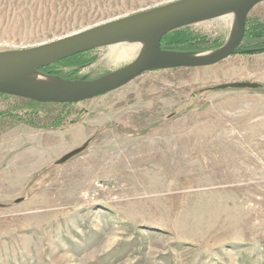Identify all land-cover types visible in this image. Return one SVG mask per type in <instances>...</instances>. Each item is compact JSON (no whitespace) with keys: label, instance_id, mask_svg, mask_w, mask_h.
I'll use <instances>...</instances> for the list:
<instances>
[{"label":"rangeland","instance_id":"rangeland-1","mask_svg":"<svg viewBox=\"0 0 264 264\" xmlns=\"http://www.w3.org/2000/svg\"><path fill=\"white\" fill-rule=\"evenodd\" d=\"M170 1L0 0V52ZM228 16L169 41L209 53L229 40ZM252 22L264 26V1ZM126 44L39 71L94 80L134 61L111 55ZM246 50L79 103L0 95V264H264V50ZM240 82L257 87L216 89Z\"/></svg>","mask_w":264,"mask_h":264},{"label":"water","instance_id":"water-1","mask_svg":"<svg viewBox=\"0 0 264 264\" xmlns=\"http://www.w3.org/2000/svg\"><path fill=\"white\" fill-rule=\"evenodd\" d=\"M263 1L174 0L35 47L0 52V95L41 104H72L115 91L149 71L216 65L238 51L248 14ZM225 15L234 16L233 27L229 40L220 48L206 54L161 49L165 35ZM136 42L143 45L134 61L94 80H63L39 71L78 54ZM245 53H255V50ZM256 87V84L240 82L220 85L216 89ZM85 147L86 144L64 155L57 164L66 162Z\"/></svg>","mask_w":264,"mask_h":264},{"label":"trees","instance_id":"trees-1","mask_svg":"<svg viewBox=\"0 0 264 264\" xmlns=\"http://www.w3.org/2000/svg\"><path fill=\"white\" fill-rule=\"evenodd\" d=\"M252 23L253 25L249 29L247 27L248 23L245 26L244 36L240 44V47L238 48V50L241 52L244 51L245 49H255V53L261 52L264 50V49H257L259 48V46L264 47V26H262L260 23L257 24V22H252ZM180 30L173 31L172 33H169L162 38L161 43H160L162 50H165V51L175 50V51H182V52H189L192 50L193 45L191 44L178 43L179 41H169L170 38L173 39V38H176V35H180L181 34ZM174 43H176V45H173ZM76 56L77 55L70 57V58H74ZM70 58L64 59L62 61L68 60ZM46 68H50V66L42 68L40 69V71L43 72ZM28 103L36 104L33 102H28ZM37 106H41V105L37 104Z\"/></svg>","mask_w":264,"mask_h":264},{"label":"bare ground","instance_id":"bare-ground-1","mask_svg":"<svg viewBox=\"0 0 264 264\" xmlns=\"http://www.w3.org/2000/svg\"><path fill=\"white\" fill-rule=\"evenodd\" d=\"M234 19L233 15L228 16L229 22H232ZM142 42H136V43H128L126 44V47L123 48L121 51L112 50L111 55L114 56L116 61H122L129 58L134 57L135 55H138L142 48ZM41 79V77H39Z\"/></svg>","mask_w":264,"mask_h":264}]
</instances>
